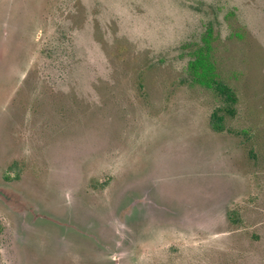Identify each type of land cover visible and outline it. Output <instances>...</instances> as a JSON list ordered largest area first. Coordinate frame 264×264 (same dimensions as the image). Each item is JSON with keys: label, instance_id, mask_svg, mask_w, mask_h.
Returning <instances> with one entry per match:
<instances>
[{"label": "rangeland", "instance_id": "rangeland-1", "mask_svg": "<svg viewBox=\"0 0 264 264\" xmlns=\"http://www.w3.org/2000/svg\"><path fill=\"white\" fill-rule=\"evenodd\" d=\"M0 264H264V0H0Z\"/></svg>", "mask_w": 264, "mask_h": 264}, {"label": "trees", "instance_id": "trees-1", "mask_svg": "<svg viewBox=\"0 0 264 264\" xmlns=\"http://www.w3.org/2000/svg\"><path fill=\"white\" fill-rule=\"evenodd\" d=\"M224 90H225V93L228 94V96H229L231 99L234 98V94H233V92H232V90H231L230 88L226 87Z\"/></svg>", "mask_w": 264, "mask_h": 264}]
</instances>
